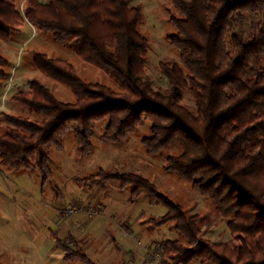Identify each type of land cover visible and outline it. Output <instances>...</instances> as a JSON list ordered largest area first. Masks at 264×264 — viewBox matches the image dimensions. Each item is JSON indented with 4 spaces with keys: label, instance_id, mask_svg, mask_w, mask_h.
Returning a JSON list of instances; mask_svg holds the SVG:
<instances>
[{
    "label": "trees",
    "instance_id": "obj_1",
    "mask_svg": "<svg viewBox=\"0 0 264 264\" xmlns=\"http://www.w3.org/2000/svg\"><path fill=\"white\" fill-rule=\"evenodd\" d=\"M170 1L175 31L167 39L180 58L160 62L167 82L160 89L147 76L150 41L140 31V5L131 0H25L23 16L15 0H0V40L10 41L26 19L117 84L87 81L70 60L34 52L36 68L67 87L74 100H61L39 79L14 93L11 100L27 113H0L6 123L0 163L17 175L37 173L41 192L52 187L63 199L54 181L53 157L65 149L68 137L86 158L95 151L100 125V140L123 144L148 123L150 134L141 140L145 153L164 156L166 172L212 202L230 240L206 238L201 214H190L140 173L100 167L73 181L85 189L113 183L128 191L132 203L147 195L162 205L165 212L148 216L146 225L177 232L160 243L171 264H264V0ZM260 15L245 26L249 17ZM8 66L0 53V85ZM186 91L194 109L184 104ZM175 145L179 151L172 152ZM51 236L68 264H97L76 237L63 239L56 230ZM113 244L120 252L115 238Z\"/></svg>",
    "mask_w": 264,
    "mask_h": 264
},
{
    "label": "rangeland",
    "instance_id": "obj_2",
    "mask_svg": "<svg viewBox=\"0 0 264 264\" xmlns=\"http://www.w3.org/2000/svg\"><path fill=\"white\" fill-rule=\"evenodd\" d=\"M15 4L24 16L25 0H15ZM131 4L142 7L144 19L140 31L150 41L147 76L152 79L154 88L164 89L167 82L160 70V62L180 58V53L167 39V35L175 31L170 18L175 12L174 7L170 0H131ZM260 17H249L245 26ZM50 35L43 34L25 19L10 41L0 40V53L9 59L8 75L0 85V113H27L11 97L19 90H28L33 79L45 83L61 100H74L67 87L43 76L36 68L34 52L68 59L83 79L117 88L116 82L105 72L84 62L72 50L57 46ZM184 104L195 108L188 91L184 93ZM103 126L100 125L94 138L96 148L91 156L81 157L70 137L65 141V149L54 153V181L62 190L63 199L56 197L52 187L43 194L37 173L17 175L0 163V263L68 264L51 236V231L56 230L63 239L76 237L97 264H113L116 260L126 264H171L165 260L160 243L164 239L176 238L177 232L170 226L149 230L146 225L148 216L165 212L162 205L147 195L132 203L128 191H120L113 183L85 189L73 181L75 176L95 172L100 167L137 172L148 177L190 214L203 216L201 226L206 238L218 242L231 239L225 220L212 202L194 191L190 184L166 172L163 169L164 156L157 158L145 153L141 140L150 134L148 123L123 144L100 140ZM5 129L6 123L0 121V133ZM177 151L179 147L173 146L172 152ZM114 238L120 245V252L113 244ZM191 264H200V261Z\"/></svg>",
    "mask_w": 264,
    "mask_h": 264
},
{
    "label": "crops",
    "instance_id": "obj_3",
    "mask_svg": "<svg viewBox=\"0 0 264 264\" xmlns=\"http://www.w3.org/2000/svg\"><path fill=\"white\" fill-rule=\"evenodd\" d=\"M56 244V243H55ZM57 247V246H56ZM67 263V262H66ZM77 263V262H76ZM75 264V263H74Z\"/></svg>",
    "mask_w": 264,
    "mask_h": 264
}]
</instances>
